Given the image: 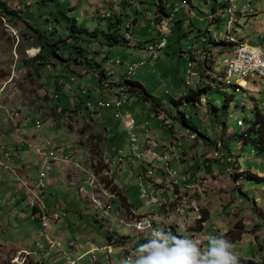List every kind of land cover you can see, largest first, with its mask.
I'll return each mask as SVG.
<instances>
[{
    "label": "rangeland",
    "instance_id": "1",
    "mask_svg": "<svg viewBox=\"0 0 264 264\" xmlns=\"http://www.w3.org/2000/svg\"><path fill=\"white\" fill-rule=\"evenodd\" d=\"M0 1L14 13L0 11V143L15 148V141L21 143L26 132L34 135L37 141L20 159L16 149L10 150L12 158L6 157L14 167L9 169L12 174L7 176L9 182L0 184V264H27L29 254L15 250L10 244L34 251L33 258L38 264H68L67 261L98 248L99 251H92L78 264H105L110 235L114 241L109 245L116 246L110 255V264H120L123 257L120 259L118 254L122 245L129 250L125 255H131L144 242L141 231L119 219L133 222L131 208L138 210L140 215H156L162 225L157 228L172 232L176 229L178 235L198 238L202 247L207 246L209 234H222L234 244L240 264H264V152L249 139L245 143L243 136L248 124L256 119L255 109L264 111V85L245 79L241 80L245 83V86L240 85L242 91L236 92V87L225 83L224 61L234 48L230 51V47L216 45L212 38L216 42H225L229 14L226 11L215 24L211 23L215 20L211 15L215 7L221 12L228 0H183L185 7L179 6L176 22L171 25L173 33L168 36V47L158 52L159 59L153 58L146 48L158 40L156 34L161 31L156 20L158 14H154V3L160 4L159 0H146L147 3L144 0L142 6L140 0L137 1L138 8L145 14L144 18L139 15L138 27L135 21L138 13L134 15L132 11L136 0ZM181 1L165 0L166 11L172 14L173 3ZM230 5L236 7L233 12L236 23L231 33L238 40L246 37L250 46L264 47V0H234L233 5L229 2ZM109 10L113 11L112 18L99 15ZM121 10H124L121 30L125 34L130 28L132 39L129 43L110 47L103 32L110 31V19L120 15ZM75 20L81 30H98V37L73 34L70 28ZM200 34L204 35L201 39ZM70 35H73L72 39H69ZM41 37L39 42L37 38ZM205 37L210 38L205 44L210 59L208 66L200 55L196 60L191 56L192 47L202 48ZM41 43L45 46V52L43 50L41 54L46 59L39 65L38 61L32 60L35 57L29 51L41 48ZM74 45L81 47L83 52L79 53ZM53 52L57 56L51 57ZM112 61L122 64L116 65ZM142 61L146 65L129 76L127 65ZM65 65L76 72H85L84 66L89 65L92 71L84 75L82 72L80 80L76 79L74 83L71 82L72 71L64 69ZM98 73L105 75L107 81H111L110 75L114 74L112 81L116 80L117 85L131 79L139 82L161 104L151 113L149 104L143 106L130 99L126 108L138 121L136 134L143 149L166 156L178 171L180 182L183 176L184 181H189L187 177L192 176L200 185L187 190L184 184L171 192L167 191L169 184H163L170 199L175 201L174 195L181 193L194 203H189L185 215L178 212L180 202H175L170 210L161 211L150 206L148 210H140L138 173L141 163H129L128 133L112 111L97 116L86 115L87 101H110L116 97L109 88L112 81L100 88ZM237 80L234 76L232 84L238 85ZM57 82L64 83L65 88L59 90ZM78 86L88 95L82 94ZM70 87L72 91L68 96L66 89ZM190 90H202L204 100L199 99L196 106L186 100L181 105L173 103V100L185 98ZM54 106H59L60 110ZM16 112L21 113L22 119L13 115ZM181 113L189 115V127L173 119ZM106 115L112 119H106ZM106 120H109L108 124L118 122V139L114 143L110 139L113 132L106 128ZM239 121L244 122V127L238 126ZM37 122H41L40 129ZM255 137L253 134V139ZM46 141H51L58 155L49 165L50 172L44 169L39 154L41 151L49 156L51 150L42 146ZM117 147L124 162L121 170L116 172L111 160L117 158ZM253 151H256L255 155ZM154 164L159 166L164 180L163 160L153 158ZM204 164L210 167L209 173L203 169ZM90 167L95 181L99 182L94 191L89 185L93 176L87 171ZM43 174H46L44 179ZM248 174L256 178H246ZM5 179L0 167V183ZM24 183H29L30 188ZM35 189L42 202L38 206L44 208L35 207L33 211L31 202L37 204V199L30 200L25 194ZM116 192L122 195L112 200L110 195ZM95 194H99L117 214L106 217L98 210V202L95 204L92 197ZM127 198L134 205L129 204ZM126 205L132 207L126 211ZM55 214L60 216V221L44 226L42 216L52 218ZM201 219L205 223L199 222ZM50 227L52 231L48 232ZM50 238L55 248L58 245L61 251L73 253L69 259L63 254L56 258L54 252L59 249L49 245ZM43 252L50 255L44 257Z\"/></svg>",
    "mask_w": 264,
    "mask_h": 264
},
{
    "label": "built area",
    "instance_id": "2",
    "mask_svg": "<svg viewBox=\"0 0 264 264\" xmlns=\"http://www.w3.org/2000/svg\"><path fill=\"white\" fill-rule=\"evenodd\" d=\"M228 1L231 2L232 5L234 4V0H228ZM174 6H184L183 1H181L180 3L174 4L171 7V9H173ZM102 14L112 15L113 11L109 10L107 12L99 13V15H102ZM230 18H231V24H232V22L235 20V16L230 17ZM156 20H162L166 23V34H164V36H161V40L159 42L155 41L153 43V46H146V48L148 52H150L153 58L158 59L159 57L158 52L161 50H164L168 45V36L172 34L173 32L171 29V24L174 22L175 16H170V13H168V15H164L163 13L159 12ZM129 32L130 30H126L124 36H126V34ZM261 62H264V47H254V46L242 47V53L236 54V56L226 57V66H225V71H224L225 81H229L230 83H233L232 78L234 76H237L238 78L237 81L247 79L249 81H252L254 84L261 82L264 85V74L261 73ZM112 63L116 65L122 64L120 61H117V62L112 61ZM134 64H139L141 65V67H144L146 65V62L142 61L140 63H134ZM131 65H127L128 74L130 73ZM127 104H128L127 99L123 97H115L114 99L110 101H101V100H98L96 102L88 101L86 103V109L90 113V109L93 108V105H101V113L106 112V111H112L114 118L122 124L125 131L128 133L129 140H130V152H131V159H129V163L131 164H135L137 162L141 163V169L138 173L140 200L142 201L140 210H148L150 209L149 200L162 199L165 197L164 189H153V182H164V180H162V175H160L159 166L153 165V158L164 159V157L163 155L158 154L156 151L152 149H147V150L143 149L139 141V138L136 134L137 120L128 110L124 109ZM13 115L17 117L18 119H22L20 118V115H21L20 112H16ZM20 126H22L21 123H20ZM36 126L38 129H40L41 122H37ZM42 146L43 148L51 150V152L49 153V156L45 152L39 151L40 159L43 160L44 162L43 164L44 169L47 172H50L49 165L51 161L57 160L58 158V155L56 153L57 148H55V146H52L51 141H46L45 144ZM255 154L256 153L253 151V155ZM5 155L8 159L10 158L9 153H5ZM69 161L70 160H65L64 162H69ZM123 162H124V159H118L117 161L115 160L114 167L122 168ZM45 177H46V174H43L42 179H44ZM24 184L26 187H29L27 183H24ZM89 185L93 188V184L91 180L89 182ZM92 197L93 199H95L96 202H98V210H100L101 212H108L109 214H112V213L117 214L114 208H110L107 206V204L105 203V200L99 194H95ZM36 199H37V204L32 202L31 207L32 208L40 207V209H43L44 207L38 206V204L42 203V202H39L40 199L38 195L36 196ZM168 218L171 219V217H168ZM42 219H43V222H45L44 226L48 227V225H50L51 222L60 221V216L55 214L51 218V217H48L47 215H43ZM119 219L121 220L123 224L129 227L137 228V226L129 224L126 219H123V218H119ZM148 225H150L153 228H157V225H161V220L159 218L156 220H151V222L145 223L143 226L147 227ZM49 243L52 247L54 246L53 242L49 241ZM114 247L116 246L109 245L106 248L108 254H107V260L105 264H110V259H111L110 255L113 253ZM99 250L100 249L97 248L94 251H99ZM126 256L127 255H125L124 257ZM68 264H78V262L70 261L68 262Z\"/></svg>",
    "mask_w": 264,
    "mask_h": 264
},
{
    "label": "trees",
    "instance_id": "3",
    "mask_svg": "<svg viewBox=\"0 0 264 264\" xmlns=\"http://www.w3.org/2000/svg\"><path fill=\"white\" fill-rule=\"evenodd\" d=\"M160 1V4H158V3H154L155 4V6H156V11H155V13L154 14H158L159 12L160 13H163L164 15H168V12L166 11V9H165V7H167L166 6V2H165V0H159ZM164 2V4H163V6L161 5V2ZM183 1V0H182ZM184 1H191V0H184ZM177 2H174L173 3V5L174 4H176ZM139 7V5H136V6H134V7H132V8H138ZM229 7V2L227 1V5L224 7V8H222L223 10L221 11V12H218V9H216V7L213 9V13H212V17L213 18H215V20H214V23L211 21V23L212 24H215L216 22L218 23V21H220L221 20V15L223 16V15H225V13H226V11H227V8ZM0 11L2 12V13H10V14H12L13 12H10L9 10H8V8H7V5L5 4V3H3V2H1L0 1ZM14 14V13H13ZM122 15V14H121ZM121 15H118V14H116V16L113 18V19H110V20H112V22H111V24H110V31L108 32V33H104L103 32V35L104 36H106V38H107V40H108V45L110 46V47H113V46H115V45H117V44H120V43H129L130 42V40L132 39V33H128L126 36H124V33H123V31L121 30V27H122V23L124 22V19L121 17ZM210 16V17H211ZM65 17V16H64ZM63 18V17H62ZM136 20V19H135ZM158 21V23H159V20H157ZM136 23H137V21H136ZM160 25V24H159ZM71 29V31H72V33L73 34H75V33H78V34H82V33H85V34H87L88 36H90V38L92 37V38H97L98 37V35H99V31L98 30H96V31H93V32H88V31H85V30H81V29H79L78 27H77V24H76V20L73 22V25H72V27L70 28ZM112 29H114V32H111V30ZM130 28H128V30H129ZM173 31V30H172ZM136 32V29L134 30V32H133V35H134V38H135V33ZM160 33H161V31H160ZM160 33H159V31H157V36H156V38L155 39H157L158 38V40H157V42H159L160 40H161V35H160ZM173 33V32H172ZM128 35H129V37H128ZM73 38V35H70L69 36V39H72ZM40 39H42V37L41 38H37V40L40 42ZM154 39V40H155ZM215 44L216 45H222V46H224V47H230L229 49L230 50H232L231 49V46H233L232 44H230V43H226V42H222V41H220V42H216L215 41ZM41 45H42V47L40 48V50H41V52L33 59V61H38L39 62V65H42V60H44V59H46L44 56H42L43 54H41L42 53V51H43V53L45 52V46H44V44H42L41 43ZM140 47H143L142 45L140 46ZM167 47H168V45H167ZM167 47L165 48V49H167ZM74 48L75 49H77V51L79 52V53H81V52H83V50H82V48L81 47H79V46H76V45H74ZM164 49V50H165ZM161 51H163V50H161ZM160 52V51H159ZM56 55V52H53L52 53V55L50 54V56L51 57H54ZM57 56V55H56ZM159 56V55H158ZM49 57V56H48ZM158 59H159V57H158ZM77 62H78V60H76ZM76 62V63H77ZM61 67H62V65H61ZM64 67V69H66V70H68L67 69V66L65 65V66H63ZM66 67V68H65ZM87 70H92V68H90L89 67V65L87 66V65H85L84 66ZM103 76V75H102ZM75 81V80H74ZM112 86V87H111ZM109 88H111L112 89V91H113V96L115 97H123V98H126L127 99V101H130V99L132 100V99H134L136 102H138V104H141V105H143V106H145V105H147L148 106V104H149V106H150V112L152 113V112H155V111H157V107L158 108H160L161 107V104L147 91V89L141 84V83H139V82H136V81H133L132 79L131 80H126L123 84H121V85H117L116 83H114L113 85H111ZM241 88V87H240ZM241 91H242V88H241ZM202 90H190L187 94H186V96H185V98H181V99H179V100H173V103L175 104V105H181V104H184V100H186V101H188V102H191V103H194L195 104V106L199 103V99H203L202 98ZM84 94H85V91L83 92ZM116 94V95H115ZM204 100V99H203ZM88 102V101H87ZM86 102V103H87ZM255 114H256V119H255V121H253V122H251L250 124H248V127H247V130H246V132L243 134V136H244V138H245V143H247V139H249V142H251L253 145H255L257 148H259L260 149V151L261 152H264V111L262 112L261 110L259 111V110H257V109H255ZM92 116V115H91ZM94 116V115H93ZM157 117V116H156ZM188 117H189V115H186L185 113H181V116L180 117H174L173 119L174 120H178L182 125H184V126H186V127H189L188 126ZM244 124V123H243ZM137 125H138V121H137ZM239 126V125H238ZM240 127V126H239ZM241 128V127H240ZM192 130V129H191ZM117 133H118V131H116V133L114 134V135H112V136H110V139L112 140V142L114 143L118 138H116L117 137ZM253 134L254 135H256V137L253 139ZM229 150V149H228ZM116 151L117 152H115V156H117V158H116V161L118 160V154H119V152L121 151L120 149H119V147H117L116 148ZM255 153H256V151H254ZM6 153H9V155H10V157L12 158V156H11V153H10V151H8L7 150V152ZM117 154V155H116ZM176 158H177V155H176ZM205 165V164H204ZM210 167H208V166H204V170L207 172V173H209L210 172V169H209ZM118 171V169H116V172ZM102 172V171H101ZM246 176V178H249V179H251V178H256L255 176H252V175H245ZM187 177V176H186ZM188 179H189V182L188 183H191V182H196L197 180L195 179V177H190V176H188ZM164 182H165V179H164ZM164 182H162V184H161V186L162 187H164ZM186 183V182H185ZM113 184V183H112ZM165 184H167L166 182H165ZM180 187H181V185L180 186H178L176 189L175 188H173V187H171V186H169V188H168V190L167 191H171V192H174V191H176L177 189H180ZM165 188V187H164ZM240 190H241V188H239ZM119 193V192H118ZM119 194H121L122 195V193L120 192ZM166 196H168L167 195V193H166ZM169 197V196H168ZM131 209H133V208H131ZM203 219V218H202ZM199 220V222L200 221H202V222H204V220ZM205 223V222H204ZM204 223H203V225H204ZM174 231H173V234H176V235H178L177 234V230L176 229H173ZM123 239H129V237H122ZM112 238L110 237L109 238V240H110V243H111V241L113 240H111ZM251 264V263H250Z\"/></svg>",
    "mask_w": 264,
    "mask_h": 264
},
{
    "label": "clouds",
    "instance_id": "4",
    "mask_svg": "<svg viewBox=\"0 0 264 264\" xmlns=\"http://www.w3.org/2000/svg\"><path fill=\"white\" fill-rule=\"evenodd\" d=\"M143 223L137 225V230L143 233L144 242L133 254L122 258L120 264H240L234 244L222 234H209L207 246L202 247L198 238L150 225L144 227Z\"/></svg>",
    "mask_w": 264,
    "mask_h": 264
},
{
    "label": "crops",
    "instance_id": "5",
    "mask_svg": "<svg viewBox=\"0 0 264 264\" xmlns=\"http://www.w3.org/2000/svg\"><path fill=\"white\" fill-rule=\"evenodd\" d=\"M138 0H136V1H134L133 2V6H136V5H139V3L137 2ZM145 2H146V0H145ZM140 5L142 6V4L144 3V0H140ZM147 3V2H146ZM125 7V6H124ZM123 6H122V8H124ZM133 14L135 15L136 13L135 12H137L138 13V17H137V19L135 20V21H137V23H136V27H138V26H140V17H139V15L141 14V15H143L142 16V18H144V16H145V14H144V12H143V10L142 9H140V8H138V9H134L133 8ZM122 14V15H121ZM121 17L123 18V14H124V10H123V12H122V10H121ZM174 22H176V18H175V20H174ZM173 22V23H174ZM172 23V24H173ZM171 24V25H172ZM218 24H216V26H217ZM178 26H180V25H177V27ZM136 27H135V29H136ZM211 30V29H210ZM208 33H209V31H208ZM203 34H200L199 35V37H200V39L201 38H203ZM210 38H207V37H205L203 40H202V43H203V47L201 48V47H197L196 45H194L193 47H192V49H193V51L191 52V56H192V59L193 60H196L197 59V57L199 56L200 58H201V60H203L204 61V63L206 64V66H208V64L210 63V59H208V57H209V55H208V52H207V49H206V43L208 42V40H209ZM242 40V42H247L248 43V40L246 39V37H241L240 38V41ZM212 43H215V40H213V38H212ZM143 46V45H142ZM233 46H231V49H233L232 48ZM27 50H29V49H27ZM39 49H35V48H33V49H31L30 51H29V53L31 54V55H34V53H38L37 51H38ZM34 51V53L32 54V52ZM231 51V50H230ZM203 53V54H202ZM37 54H35L34 56H36ZM193 55H195V57L193 56ZM34 58H32V60H33ZM208 63V64H207ZM62 68V67H61ZM68 70H71L72 71V76H71V82H76V79H79L80 80V76L82 75L81 73L83 72V75L84 74H87L88 72H91L92 70H85V72L84 71H82V72H79V71H73V69L72 68H70V69H68ZM99 75V80H100V88L101 87H103L104 88V86L106 85V84H108L107 82L109 81H107V77L105 76V75H103L102 76V74H100V73H98ZM114 77V74H112V75H110V78H111V81H112V78ZM73 79H75V81H73ZM78 81V80H77ZM111 81H109V82H111ZM114 83H118L116 80H113L112 81V84H114ZM110 85V84H109ZM57 88L60 90L61 88H65V84L64 83H62V82H57ZM78 88L79 89H81L80 91H82V94H84L83 92L85 91L81 86H78ZM72 91V87H70L69 89H66V93H67V95L69 96V93ZM84 95H88V93L85 91V94ZM96 99H98V98H96ZM54 107H56V108H58V110H60V108H59V106H54ZM124 109H126V110H128L126 107L124 108ZM86 115H89V114H86ZM22 116V115H21ZM106 117H107V115H106ZM106 119H112V118H110V117H107ZM114 119V118H113ZM107 121H109V120H106V128H108L109 130H110V132H113L112 133V135H114V132L115 131H118L119 130V128H118V122H115V121H110L109 122V124L107 123ZM119 124H121L120 122H119ZM25 137L23 138V140H22V142L20 143L19 141L17 142V141H15L14 139V141H15V148L13 147V146H11V145H4V143H0V167L1 168H3V175L5 176V182H3V183H0V184H7L9 181H8V179H7V176H12V174H11V172H10V170L9 169H12L14 166L13 165H10L9 164V162L8 161H10V160H8L7 158H6V155H5V153L7 152V150L8 151H13V149H16L17 150V155H20V156H18L19 157V159L24 155V153H28V150H29V148L31 147V146H35L36 145V143H37V141H35V137H34V135L33 136H31V135H29L27 132H26V135H24ZM36 136V135H35ZM34 137V138H33ZM7 139V142H10V139L7 137L6 138ZM10 151V152H11ZM12 156V155H11ZM112 162L113 161H115V159L113 158L112 160H111ZM175 161H176V159H175ZM43 164H44V162H43ZM178 165V164H177ZM7 167H9V168H7ZM116 169H118V171L119 170H121V168H118V167H116L115 168V170ZM140 169H141V166H140ZM140 169H139V171H140ZM92 169H91V167L90 168H88L87 169V171L88 172H90L93 176L92 177H94L95 175H94V173L91 171ZM14 173V172H13ZM15 173H17L16 171H15ZM29 177V176H28ZM185 176H183V178H184ZM183 178L181 179V182H180V184L181 185H186V187L185 188H187V186H191L188 182V180H186V181H184L183 180ZM112 179H113V177H112ZM187 179H188V177H187ZM186 182V183H185ZM113 183L114 184H116L115 183V181H114V179H113ZM27 184H29V183H27ZM99 184V183H98ZM117 185V184H116ZM0 188H1V185H0ZM30 188V187H29ZM28 188V189H29ZM181 188V187H180ZM188 189V188H187ZM0 191H2V189H0ZM93 191H94V188H93ZM27 192V191H26ZM194 192V191H193ZM39 193V192H38ZM116 194H118V192H116V193H114V194H112V195H116ZM25 195H27V196H30V200H33L34 198H36V196H37V190L35 189V190H31V192H27V194H25ZM119 195L120 194H118L117 195V198H119ZM114 199H116V198H114ZM128 199V198H127ZM129 200V199H128ZM32 203V202H31ZM128 203L129 204H131V205H134L130 200L128 201ZM194 204V203H193ZM132 207V206H131ZM130 206H127L126 205V208H125V210L127 209V210H129V208H131ZM190 208V207H189ZM188 208V209H189ZM33 209V208H32ZM126 210V211H127ZM136 210V209H135ZM33 211H35V209H33ZM35 213V212H34ZM105 213V215H106V217L109 215V213L107 212V214H106V212H104ZM136 213H137V216L136 217H138V216H140V214L138 213V210H136ZM111 215V214H110ZM58 224H60V223H58ZM205 225V224H204ZM50 231H52V228L50 227L49 228V231L48 232H50ZM47 232V233H48ZM143 234V233H142ZM110 237L113 239V237L110 235ZM111 239V240H112ZM50 240V242H53L52 240H51V238L49 239ZM113 241H114V239H113ZM110 244V243H109ZM109 244L107 245V247L109 246ZM7 245H9V244H7ZM50 245V244H49ZM10 246L12 247V248H14L15 250H17V251H26L28 254H29V256L28 257H26V260L28 261L27 262V264H38V262H36V261H34V258H33V256L35 255V253H33L34 251H30V249H26V248H23V249H19V248H17V247H15V246H13V245H11L10 244ZM57 246V248H55V245L53 246L54 247V249H59V246L58 245H56ZM50 249H52L51 248V246L49 247ZM125 248V251L123 250ZM123 248V245H122V247H120L119 249V257H120V259L122 258V257H124L125 256V254L126 253H128V248H126V247H124ZM54 249H52V250H54ZM95 249H97V248H95ZM94 248L92 249V250H89V251H87V252H85L84 254H82L81 256H79L76 260H73V261H77V262H80L82 259H84L85 257H87L88 255H90V253L92 252V251H94L95 250ZM56 255L55 256H57L56 258H58L59 257V255H61L62 256V254H63V256H68L67 258L69 259L70 258V256L73 254L72 252L71 253H69L68 251L65 253L64 251H61L60 249L58 250V251H56V252H54ZM58 253H60V254H58ZM20 254V253H19ZM18 254V255H19ZM50 254L48 253V252H43V254H42V256H49ZM106 260H107V255H106ZM68 262H70V261H67V263Z\"/></svg>",
    "mask_w": 264,
    "mask_h": 264
},
{
    "label": "bare ground",
    "instance_id": "6",
    "mask_svg": "<svg viewBox=\"0 0 264 264\" xmlns=\"http://www.w3.org/2000/svg\"><path fill=\"white\" fill-rule=\"evenodd\" d=\"M231 3V2H230ZM234 7H232L231 5L228 7V14H229V20L227 22V25H228V33H227V36H226V39H225V42L227 43H230L233 45V51L231 53H229L228 56H236V54H240L242 53V47H251L249 44L245 43V42H242L240 40H238L232 33V29L234 28V25L236 23V21L234 20L231 24V18L230 17H234ZM180 12V8L179 6H174V12L172 14H170V16H175L176 14H178ZM101 17V16H100ZM104 18H112L113 16L112 15H109V14H104L103 15ZM224 17V16H222ZM159 24L161 26V33H162V36H164V34H166V23L162 20H159ZM231 26V27H230ZM129 37V35H128ZM153 46V45H152ZM40 52V51H39ZM38 52V53H39ZM38 53H34L35 54H38ZM34 55H32V57H35ZM224 64L226 65V59L224 61ZM141 65L139 64H132L131 67H130V73H129V76H133L135 74V71L137 68H139ZM261 73L264 74V62H261ZM75 80V79H74ZM225 83H227L226 85H230V86H233V87H236V92H241V81H238V85H234L232 83H230L229 81H225ZM243 85L245 86V83H243ZM88 112V111H87ZM88 114L90 115H99L101 114V105H93V108L90 109V113L88 112ZM244 122L243 121H239L238 122V125L240 127H244L245 124H243ZM150 148V147H149ZM156 150V149H155ZM122 155V152H119V159H123V157L121 156ZM163 160V164H162V167H161V171L162 173L164 174V179H165V182L167 184H169V186L173 187V188H177L178 186H180V181L177 179L179 173L177 170L174 169L173 165L170 164L171 162L169 161V159L166 158V156H164V159ZM176 162V161H175ZM154 166H156L154 164ZM96 180V177H92L91 178V182L93 184V188L94 187H97L99 186V182L98 180ZM162 182H153V189H164V195L165 197L162 198V199H154V200H149V206L150 207H155L157 208L158 210H161V211H165V210H170L171 209V206L176 202L177 204L180 202V206L178 207V212L181 213V215H185L187 213V206L189 205V203H191V199L189 197H184L181 193L180 194H175L174 195V200L170 199V197L168 198V196H166V189L164 187L161 186ZM195 184V185H194ZM193 185L191 186H187L188 189H194L193 187H197L199 188V184L196 182L194 183ZM187 189V190H188ZM102 192V191H101ZM195 193V192H193ZM201 193V192H200ZM104 194V193H103ZM119 194V193H118ZM110 195V197H112V200L114 198L117 197V195ZM183 197V198H181ZM179 199V200H177ZM95 201V199H94ZM95 204H97V202L95 201ZM193 205V203H191ZM191 205V206H192ZM190 207V206H189ZM130 211H132L133 215H134V221L133 222H128L129 224H132L134 226H137L138 224H141V222H144L143 225L145 223H148V222H151V220H156L158 219L156 215L152 214V215H146V214H142L138 217L137 216V213H136V210L135 209H130ZM160 211V212H161ZM131 213V214H132ZM107 214V212H106ZM173 225V224H172ZM185 226V225H184ZM178 227V226H177ZM179 228V227H178ZM137 229V228H136ZM182 230V229H181ZM138 231V230H137ZM200 234V233H198ZM128 256V255H127Z\"/></svg>",
    "mask_w": 264,
    "mask_h": 264
}]
</instances>
